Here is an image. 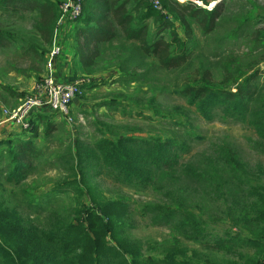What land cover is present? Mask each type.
Masks as SVG:
<instances>
[{
  "label": "trees",
  "instance_id": "1",
  "mask_svg": "<svg viewBox=\"0 0 264 264\" xmlns=\"http://www.w3.org/2000/svg\"><path fill=\"white\" fill-rule=\"evenodd\" d=\"M240 2L244 7L239 27L245 26L241 32L246 31L252 54L260 53L256 66L250 71L252 66L243 63L237 76L229 71L224 77L223 85L234 86L236 91L220 89L221 83L208 69L194 71L196 87L187 86L181 95L198 105L199 111L205 108L202 116L206 118L213 116L209 111L213 105L230 108L234 119L246 118L260 139L258 150L264 153V16L259 14L257 0ZM186 4L161 0L166 14L161 19L149 0H83L82 25L74 42L78 57L74 67L80 71H72L73 76H94L106 60L120 61L113 53L124 50L129 57L118 68L126 70L120 71L125 78L138 76L137 70L148 61L157 62L162 70L188 66L192 57L189 43L168 42L161 36L174 25L170 18L179 21L186 38L192 40V24L214 33L227 9L224 1L211 12ZM0 7L13 16L34 13L35 32L44 47L52 45L59 5L52 0H0ZM3 35L0 33L1 48L11 44ZM57 115L48 109L36 112L32 128L24 133L36 134L39 124L51 129V117ZM21 137L0 150V264H225L220 258L229 259L227 264L264 263V170L258 168L254 175L230 143L216 145L214 155L205 156L196 168L187 165L183 169L190 186L178 199L149 207L154 225L173 234L150 247L130 240L135 238L131 233L133 214L124 198L95 196L92 187L84 193L79 184L95 173L135 191L148 190L157 176L170 178L176 171L179 155L173 142L134 135L115 137L112 132L93 147L82 148L79 143L74 156L60 158L68 162L69 184L48 189L35 182L27 185L35 177L36 162L44 151L39 149L36 135L31 140L26 134ZM190 188L200 194L197 205H192L195 195H189ZM70 191L76 194L71 213L62 202L66 198H60ZM54 203L58 206L53 209ZM217 219L228 230L223 236L210 229Z\"/></svg>",
  "mask_w": 264,
  "mask_h": 264
},
{
  "label": "rangeland",
  "instance_id": "2",
  "mask_svg": "<svg viewBox=\"0 0 264 264\" xmlns=\"http://www.w3.org/2000/svg\"><path fill=\"white\" fill-rule=\"evenodd\" d=\"M61 1L58 0L59 5ZM223 1L227 13L218 22L214 33H208L198 25L192 24L193 39L189 40L180 22L173 18H170L174 23L171 29L161 33L168 42L180 40L189 43L192 57L188 66L178 70H162L157 62L148 61L145 68L137 70L138 76L125 78L120 71L126 70L118 68L122 61L129 57L128 51L124 50L119 54L113 53L121 58L120 61L106 60L94 76H73L72 82H77L80 87V94L72 107L74 124L67 125L60 119H55L52 120L49 130L46 124L37 126L36 143L44 154L36 162L37 172L27 185L35 182L38 187L63 188L70 180L65 169L68 162L61 159L74 156L77 144L81 143L82 148L93 147L96 142L112 132L115 137L134 135L142 139L171 141L179 155L176 171L170 174V178L161 179L162 176H157L148 190L135 191L114 183L110 178H99L95 173H90L86 182L79 184L81 189L84 186V193L88 192V187H92L95 196L103 195L107 199L124 198L130 205L134 219L131 221V233L135 238L130 240H140L142 244L153 247L173 234L166 227L154 225L149 207L166 205L182 195L183 190L190 186L182 174L187 165L196 168L205 156L214 155L218 149L215 148L216 145L225 141L235 146L239 160L254 175L258 173V168L264 170V153L256 146H260V139L254 130L249 128L246 118L234 119L231 117L230 108L214 106L207 102L206 104L213 105L209 110L213 116L206 118L202 116L203 112H207L205 108L201 107L199 111L198 105L181 95L187 86L196 87L193 83L194 71L202 69L214 73L217 81L221 83L220 89L236 91L234 86L228 88L223 85L224 77L229 75V71L237 76L243 63L252 66V71L260 58V53L252 54L253 46L245 40L246 31L241 32L245 29L244 24L239 27L243 17L244 6L243 2H240L242 0ZM257 1L261 8L259 14L264 16V0ZM178 2L183 6L189 3L182 0ZM201 8L211 12L216 6L210 10ZM160 10L158 11L163 19L166 14L162 8ZM4 12L0 7V33L9 38L11 44L9 46L8 42L4 48L0 47V120L4 109L19 107L26 98L36 95L38 86L44 81L46 69L45 62L40 58L42 54H37L30 47L40 49L41 52L47 51L35 32L34 13L23 11L13 16ZM154 27L155 24L152 25L151 31ZM126 47L133 46L127 44ZM112 106V110L107 109ZM107 127L112 130H107ZM19 137L15 135L14 138L3 141L5 144H0V150L3 152L8 143H16ZM55 159L60 162L56 164ZM189 191V195H195L192 205H197L200 194L192 193L191 188ZM64 196L60 198H66L62 202L71 213L75 207L73 201L76 194L70 191ZM56 205L53 204V209ZM210 229L215 230L217 236H223L224 232L228 231L224 221L220 219H217ZM190 248L199 250L195 246ZM200 254L202 255V252ZM220 260L225 264L229 261L225 258Z\"/></svg>",
  "mask_w": 264,
  "mask_h": 264
},
{
  "label": "built area",
  "instance_id": "3",
  "mask_svg": "<svg viewBox=\"0 0 264 264\" xmlns=\"http://www.w3.org/2000/svg\"><path fill=\"white\" fill-rule=\"evenodd\" d=\"M180 1V0H179ZM191 2L198 7L208 10L217 6L223 0H182ZM155 9L162 8L161 0H149ZM59 19L56 23L52 45L47 55L44 81L37 88V93L30 96L15 109H4L1 124H11L23 131H29L32 127L33 117L36 112L48 109L65 117L69 124H73L72 107L76 98L80 94V87L77 82H58L55 77V68L57 60L63 55V46L60 39L71 32L73 25L79 22L83 14V0H62L59 5Z\"/></svg>",
  "mask_w": 264,
  "mask_h": 264
},
{
  "label": "crops",
  "instance_id": "4",
  "mask_svg": "<svg viewBox=\"0 0 264 264\" xmlns=\"http://www.w3.org/2000/svg\"><path fill=\"white\" fill-rule=\"evenodd\" d=\"M54 3H56L57 5H59L58 0H52ZM13 2H15V0H13ZM34 3H36V0H33ZM81 22H77L73 25H70V27L72 28L71 32L68 33L66 35V38L64 37V30L62 29L63 35L60 39V44L63 46V55L57 60L56 62V68H55V77L57 79L58 82L61 83H67L69 81L72 80L73 78V73L72 71H80V69H76L75 63L78 60V57L76 56L75 50H74V42H75V36L76 33L79 29V27H81ZM42 42V41H41ZM44 46V45H43ZM51 46L48 47H44L46 48V52H41L40 49H37L35 52L37 54H43V58L40 57L43 62H45V66H46V60H47V55L49 53ZM75 103V102H74ZM74 106V104H73ZM78 106V105H76ZM45 110V109H44ZM73 120L75 121L74 117L72 116ZM55 119H60L62 122H64V124L66 123L67 125H73V124H69L67 119L61 115H57V116H53L51 117V120H55ZM2 120V119H1ZM1 120H0V143L7 140L8 138H14L15 135L17 136H24L25 134L27 136H29L30 140L33 139V137L35 136L34 132L31 133H24L25 131H23L22 129H19L11 124H1ZM34 120V119H33ZM25 137H21L20 140H24Z\"/></svg>",
  "mask_w": 264,
  "mask_h": 264
}]
</instances>
